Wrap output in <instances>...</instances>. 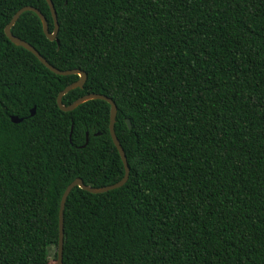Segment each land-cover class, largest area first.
Instances as JSON below:
<instances>
[{
  "label": "trees",
  "instance_id": "trees-1",
  "mask_svg": "<svg viewBox=\"0 0 264 264\" xmlns=\"http://www.w3.org/2000/svg\"><path fill=\"white\" fill-rule=\"evenodd\" d=\"M51 1L57 41L29 10L11 32L86 73L64 105L114 101L129 168L69 191L62 264H264V0ZM25 5L54 26L45 0H0V264L56 261L65 187L124 173L109 104L61 110L78 75L6 37Z\"/></svg>",
  "mask_w": 264,
  "mask_h": 264
},
{
  "label": "water",
  "instance_id": "water-1",
  "mask_svg": "<svg viewBox=\"0 0 264 264\" xmlns=\"http://www.w3.org/2000/svg\"><path fill=\"white\" fill-rule=\"evenodd\" d=\"M48 7H49V11L53 20V30L49 31L48 29V23L47 20L45 18V16L35 7L31 6V5H25L21 8H19L11 17V19L9 20V22L5 25L4 27V33L6 35V37L15 45L21 46L23 48H25L26 50L30 51L46 68H48L50 71L59 74V75H68V74H77L78 75V79L73 81L72 83L66 85L62 90H60L57 94L56 97V103L58 105V107L63 110V111H69L72 110L73 108H75L78 104L86 101V100H90V99H101L106 101L109 104V122H108V129H109V134L111 137V140L114 144V146L116 147L118 154L120 156V159L122 161V165H123V170L124 173L122 175V177L109 185H104V186H100V187H92L90 185H86L83 183V181L80 178H75L73 179L64 189V191L62 192V195L60 197V202H59V213H58V242H57V258H56V264H62V244H63V229H62V218H63V208H64V204H65V200L66 197L69 193V191L74 187L77 186L79 188H82L88 192L91 193H101V192H105L107 190H111L114 188H117L119 186H121L123 183H125V181L127 180L128 177V165H127V161H126V156L125 153L114 133V122H115V115H116V105L114 103V101L103 94L100 93H87L84 94L80 97H78L77 99H75L74 101H72L71 103H69L68 105H64L61 101L62 96L67 93L69 90L74 89L76 87H82L85 79H86V73L78 68H72V69H58L54 66H52L50 63H48L46 61V59L44 57H42L39 52L28 42H26L23 39H20L19 37L15 36L12 34L11 32V27L12 25L15 23V21L17 20V18L19 17V15L24 12V11H32L34 12L40 22H41V26H42V31L44 33V35L49 39V40H56V34H57V30H58V24H57V17H56V12L53 6V3L51 0H45ZM57 41V40H56ZM34 109L35 107L32 106V108L30 109V113L29 115H33L34 114ZM22 118H19L17 116H10V120L14 123H17L19 121H21ZM126 124L128 127H130V123L129 120L126 119ZM72 128V125H71ZM70 133H71V129H70ZM87 141V135H86V139L85 142Z\"/></svg>",
  "mask_w": 264,
  "mask_h": 264
},
{
  "label": "rangeland",
  "instance_id": "rangeland-1",
  "mask_svg": "<svg viewBox=\"0 0 264 264\" xmlns=\"http://www.w3.org/2000/svg\"><path fill=\"white\" fill-rule=\"evenodd\" d=\"M53 249H55L53 246H51L48 250V254H49V264H55V257L53 256Z\"/></svg>",
  "mask_w": 264,
  "mask_h": 264
}]
</instances>
